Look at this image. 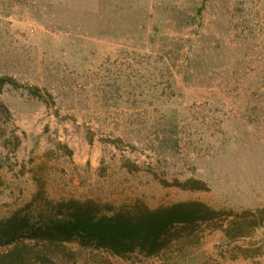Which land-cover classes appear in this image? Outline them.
<instances>
[{
    "label": "rangeland",
    "instance_id": "374dc122",
    "mask_svg": "<svg viewBox=\"0 0 264 264\" xmlns=\"http://www.w3.org/2000/svg\"><path fill=\"white\" fill-rule=\"evenodd\" d=\"M0 77L15 81L0 86V221L59 220L72 201L214 211L152 252L22 238L0 254L264 264V0H0Z\"/></svg>",
    "mask_w": 264,
    "mask_h": 264
},
{
    "label": "trees",
    "instance_id": "16d2710c",
    "mask_svg": "<svg viewBox=\"0 0 264 264\" xmlns=\"http://www.w3.org/2000/svg\"><path fill=\"white\" fill-rule=\"evenodd\" d=\"M15 82L12 78L0 77V86ZM2 181L0 180V186ZM71 213L62 219L34 221L21 211L8 220L0 221V243L11 245L22 238L43 242V251L59 252L64 242L80 238L105 248L117 255H125L138 249L150 248L155 251L163 235L178 223H192L206 220L213 209L199 202H181L174 205L138 211H117L101 213L93 205H82L72 201ZM24 246V247H22ZM30 243H17L7 253L0 254V264H27ZM36 263L44 262L41 254L34 253ZM33 254V255H34ZM71 257V256H70Z\"/></svg>",
    "mask_w": 264,
    "mask_h": 264
}]
</instances>
